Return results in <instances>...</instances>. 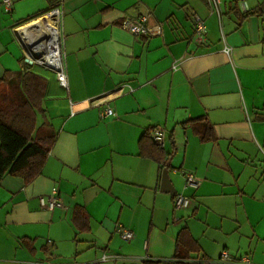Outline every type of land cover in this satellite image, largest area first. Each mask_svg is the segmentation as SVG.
Segmentation results:
<instances>
[{
	"label": "crops",
	"instance_id": "1",
	"mask_svg": "<svg viewBox=\"0 0 264 264\" xmlns=\"http://www.w3.org/2000/svg\"><path fill=\"white\" fill-rule=\"evenodd\" d=\"M3 1L0 79L32 72L14 28L59 0H10V11ZM61 10L68 87L47 71L42 108L55 141L40 174L0 180V264H193L223 251L264 264V0H221L220 19L206 0H63ZM143 14L161 35L121 28ZM194 17L205 23L201 42ZM105 102L116 117H100ZM146 134L169 156L175 193L161 191L164 168L140 155ZM53 191L65 208L41 207ZM176 195L189 198L185 209ZM182 230L197 251L177 260Z\"/></svg>",
	"mask_w": 264,
	"mask_h": 264
},
{
	"label": "trees",
	"instance_id": "2",
	"mask_svg": "<svg viewBox=\"0 0 264 264\" xmlns=\"http://www.w3.org/2000/svg\"><path fill=\"white\" fill-rule=\"evenodd\" d=\"M46 88V79L34 72H6L0 79V180L12 175L30 181L40 174L55 141L54 130L42 108ZM261 119L264 120V115ZM206 136L202 139H208ZM139 147L142 157L154 160L162 170L165 168L169 156L155 147L147 134L140 139ZM74 221L85 224L81 211L77 210ZM194 251L196 242L187 230H182L176 240L174 258L187 259Z\"/></svg>",
	"mask_w": 264,
	"mask_h": 264
},
{
	"label": "built area",
	"instance_id": "3",
	"mask_svg": "<svg viewBox=\"0 0 264 264\" xmlns=\"http://www.w3.org/2000/svg\"><path fill=\"white\" fill-rule=\"evenodd\" d=\"M237 2H242L243 0H235ZM209 5V8L212 13L220 19L221 17V0H206ZM63 0H59L57 4L51 7L45 14L38 18L44 17L46 23L48 24L47 29L45 28L42 35V38L36 42L34 47H28L26 39L22 38L19 35V29L25 25L21 24L14 28V33L20 43L23 51V61L25 63V69L29 71L33 67H40L46 71L51 72L58 85L62 88H67V77L65 71V56L62 50V34H61V25H62V10L61 5ZM3 5L5 10H11V1L4 0ZM31 20V21H33ZM152 20L151 15L143 14L135 18H124L121 23V28L134 37L138 38H149L162 34L161 27L156 22L150 24ZM30 22V21H29ZM205 23L199 17H194V37L198 42H201L205 34ZM230 47L224 45L223 52L226 55L230 54ZM175 69V66L173 67ZM129 92H133L132 88H129ZM106 103V104H105ZM106 107L100 112V117H116L114 110L105 102ZM152 142L158 147L163 148L164 146V134L163 131L159 128L153 129L151 134ZM185 187L197 188L198 180L192 173H185ZM189 198L176 195L174 198V208L175 209H185L189 204ZM39 202L41 207L46 210H53L55 208H65L56 192L53 191L49 196L39 197ZM115 234L123 241L129 242L133 238V232L129 229L124 228L121 225H116ZM108 257L103 256L102 260H106ZM190 263L193 264H252L249 257H241L239 259L232 258L228 252L223 251L220 256L214 260L208 259H192ZM49 264V263H48Z\"/></svg>",
	"mask_w": 264,
	"mask_h": 264
},
{
	"label": "bare ground",
	"instance_id": "4",
	"mask_svg": "<svg viewBox=\"0 0 264 264\" xmlns=\"http://www.w3.org/2000/svg\"><path fill=\"white\" fill-rule=\"evenodd\" d=\"M47 26L46 19L42 17L26 23L18 31L19 35L26 39L28 47H34L36 42L42 38L41 34Z\"/></svg>",
	"mask_w": 264,
	"mask_h": 264
},
{
	"label": "water",
	"instance_id": "5",
	"mask_svg": "<svg viewBox=\"0 0 264 264\" xmlns=\"http://www.w3.org/2000/svg\"><path fill=\"white\" fill-rule=\"evenodd\" d=\"M170 167V163L168 162L162 172L161 176V191L165 193H175L174 188L172 187V184L169 179L168 175V168Z\"/></svg>",
	"mask_w": 264,
	"mask_h": 264
},
{
	"label": "rangeland",
	"instance_id": "6",
	"mask_svg": "<svg viewBox=\"0 0 264 264\" xmlns=\"http://www.w3.org/2000/svg\"><path fill=\"white\" fill-rule=\"evenodd\" d=\"M32 72L36 73L37 75L45 78V75H47L46 73H48L47 71H44V69L40 68V67H33Z\"/></svg>",
	"mask_w": 264,
	"mask_h": 264
}]
</instances>
